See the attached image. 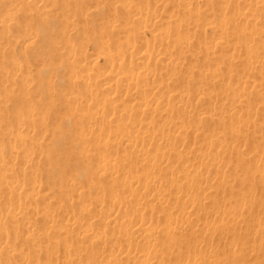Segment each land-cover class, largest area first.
Returning a JSON list of instances; mask_svg holds the SVG:
<instances>
[{
    "label": "rangeland",
    "instance_id": "1",
    "mask_svg": "<svg viewBox=\"0 0 264 264\" xmlns=\"http://www.w3.org/2000/svg\"><path fill=\"white\" fill-rule=\"evenodd\" d=\"M132 1L133 0H131L130 5H133V6H136V7H140V8H144L145 7L144 9H142V10H144V12L149 10V9L148 10L146 9V5H145L147 0H145V1L134 0L133 2ZM148 1H150V5H149V3H148V5H149V8L151 7V9H152L151 11H154V8H155L156 13L159 12V15H160L159 18L160 19L158 18V20H156V21L159 22V21H161L162 18H166V17H169V16H170L169 17L170 19L172 18L171 20L169 19L170 21L168 20L167 22L165 21V19L164 20L162 19L161 24L158 23V26H161V28L159 27L158 30L154 29L155 31L160 32L159 34H164V31L169 33L168 34L169 38L172 37V40H174V39H182L185 36H187V38H189L192 35L191 38H190L191 42H192V48L193 49H200L198 51H201V54L198 55V56H196V54H197L196 52L192 51L193 49L191 51L193 53H196L195 56L193 55L192 52H190V50L183 51L182 55L185 57V61H183L182 64L184 66L182 65V67H181V69H179V71H178V69L175 71L176 73L179 72L178 74L173 73V72L171 73L172 75L174 74L173 77H172L173 79H175V76L177 75V77H176L177 79H175L176 81L175 80L172 81L171 79L169 81V84H170L169 87H170V89L172 91L175 89L174 86H176V89L179 92H182L183 90L185 92H187L186 90L188 89L189 90L188 92L190 94H193V92L195 90H197V88L198 89L201 88L203 91H205V95H204L205 99L203 97L200 101H195L194 105L191 106V107H193L192 110L194 111L195 114H200V113L204 114L205 112L208 113V114H211L213 112L216 113L218 109L230 107L229 104L231 105L232 97H231V95H227L228 93H226L224 91L223 86H226V87L228 86V87H230L232 89H236V91H239L238 88H240L241 92L244 91L245 93L246 92L249 93V95H248V93H246L247 94L246 97L248 98L247 100H244L243 102H241L240 105L238 103H235L237 105V106L235 105V107H237L236 108L237 112L235 114L236 117L234 116V118H233V116H232V117H230L231 119L229 118V121L226 122V120L228 118L225 120V117H227V116L226 115H224V116L222 115V120L214 119V120H212V122L209 121L208 124H206L207 125L206 129L204 130L205 133L206 132L208 133V135H205L204 133H202V131L200 132L201 135H203V137L205 136L204 138L202 137L204 140H202L200 138L201 136H200V133L198 132L199 135H198V133H196L198 136L197 135H193L191 140H190L191 136L189 138H186L185 139V141L187 140L186 143L188 142V145L190 144L191 147H192L193 144L196 145V147H194V148H197L199 146L198 148H202L203 147V148L207 149L208 148L207 146H208L209 142H213V137H214V141L215 140L216 141L217 140L223 141V142H225V143L222 142L223 145L225 144V145H228V146L229 145L230 146L237 145V142H236L237 140L236 139H240V141H243L246 138L245 141H244V144L241 143V142L239 143V141H238V146L240 147V150L242 152L243 151H244V153H245V151L248 152V156L245 157V159L247 161H249L248 159H249V157H251L250 155H252V156L255 155V153H254L255 148H256V150L258 149V151L261 149V151L264 152V98H263L264 97L263 96V94H264V28H263V26H264V6L261 7L259 5L260 8H263V9L261 10L260 8H258V10H259V11L257 10L258 14L260 12L261 13L259 14L260 17L256 16V18H255L256 20H253L251 18L244 19L243 17H240L239 19L237 18V20H236V17H235L234 14H237V12L239 10H241V12H246L248 10L247 6H249L250 4L255 5V3L257 1H259V0H208V3L206 2L207 0H190V2L193 3V5H189L186 8L183 7L186 10L181 8V6L184 5V4H187V3H185V1H187V0H185V1L184 0H161L163 4L165 2H167V4L165 3L163 5L165 7V8H163L164 10L163 9H159V10L157 9V7H158L157 5H159L161 3L160 0H158V1H160L159 4H155L157 0H154L155 3H152V2H154L153 0H148ZM163 1H165V2H163ZM196 1H198L199 3L196 2ZM217 1H218V3H217ZM251 1H253V2H251ZM64 2H66V1H64ZM64 2L62 0H4V1L0 0V18H4V17L5 18L6 17L10 18V15H11V19L13 20L11 22V24L8 26L9 28L0 29V45L3 46L4 44H6V45H4L5 46V48H4L5 50L3 52H0V54L2 53L0 55V100L2 99V95H4V93H3L4 90H5L4 91L5 94H6V90L7 91L10 90V91L13 92V94H10L11 92L8 91L7 94H6L7 96L4 95L3 100L5 98L4 102H6L7 106H4L3 108L0 107V129L2 130V128H4L2 130L3 132L1 131L2 134H0V154L2 152V154L7 158V160H4V161H6L5 165L7 167L9 166L8 168H11L12 165H13L12 169L15 168L14 169L15 171L12 170L13 173H11L9 175L8 172L5 171L6 169H8L5 166V169H3L4 172H2V171L0 172V183H2V179H4V178L8 182V183H6L8 185L10 184V181L12 180L11 181L12 183L10 184L12 186L14 185V182H15L14 180L17 181L19 178H20V181H24L25 183H29L28 181L34 180V178H35V180H38V179L40 180V183H39L40 187H37V191H36V188L31 190L32 193H34L35 191L37 192V193L36 192L34 193L35 195L34 194L32 195V193H30V191H29L30 189H28V188H27L26 192L19 193V191H21V189H18V192H17V190L13 191L12 192L13 195L11 194L10 190H7V193H9L7 195V193L5 192L6 189L4 187H0V191H2V192H0V232L3 229L6 230V231H8V229L11 230L10 231L11 240L9 238V241L14 242V239H15V242H14V245L9 248V251L10 252H15L16 251L15 253L18 254V255L22 254L23 250L25 251L27 249V245L30 244L29 241L31 239L30 238H28V239L24 238L26 235H22V234H19V238H18V235H17L18 232L15 234V231H14V228L16 227V225H19V227L18 226L16 227L17 229L18 228H20V229L24 228L25 224H27L26 227L27 226L28 227L29 226L30 227L33 226L32 228L33 229L35 228L34 232H37V234L35 233L36 234L35 239H41V238L48 237V240L45 241V239H44V241H42L41 245L39 246L40 248L38 247V250L36 249L37 251L31 252V253H30V251L28 252L29 255L30 254L34 255V259L36 261V264H41V263L42 264H53V262H52L53 260H50L48 255H47L48 257L46 259H44V258L41 259V256H44V253H47V254L49 252L52 253V250H49L50 249V244L53 242V239H52V237L50 235V234H52V232H54L53 235H52L54 237V241H58L59 243H62L61 240H60V237H61V234L63 233V230H64V228L66 226L65 223L67 222V219L71 220V219L75 218L71 222L72 223H77L78 225L79 224L81 225V224L85 223L86 221H88V220H85V219H87L86 216H89L88 219L90 218L89 220H91V219L93 220V221L91 220L92 224H93V227H94L93 229L96 228L95 230H97V229L99 230L100 229V231H103V236L107 235L109 231H117V230L108 229L107 226H106V221L104 220L105 217L103 218L101 216L102 215L104 216V210L106 209L105 207H108V206L111 205L110 201L113 200L114 196L120 194L121 193L120 191L125 192L124 190L125 189L127 190V186H128V184H126L125 181H123V180L120 181V180L115 178V181H114L113 177H112L113 178V180H112V178H110L111 176L105 175V176H102V177H99V178L96 177V176L94 177L95 171L96 172L98 171V169H97L98 168V164L96 163L97 161L94 160V158H92V157L86 158V157H84V154H82L83 152H86V150H85L86 146L90 150H91V148L93 150L94 149L97 150L96 144H98L99 142H96V140L92 136H91L92 140H91V137L89 135H88L89 138L85 137V139L81 136L82 134L85 133L84 131H86L87 129L91 128L89 126L93 125V121L91 123L90 122L87 123L85 121H81L80 122V126L82 128L80 126H78V125L74 126L73 125L74 121H75L74 119H76V121L78 120L77 118H75V114L77 115V113H75V111H77V110H75V108L78 107V106L77 105L71 106V108H73V109H70L69 108L70 106H68L69 104L65 103L67 101V98H71L70 94H72V92L79 91V90L80 91H82V90L86 91L85 87L83 88V85H82L81 82H78L80 84H77L76 82H75L76 84H74V82L72 80L70 81V77L71 76L69 77V75H71V72L74 70V68H73V70H71L74 65H75L74 67H76L77 70H80V65L81 64L83 65V62H82L81 58L78 57L76 59V61H77L76 62L75 60H73V58L69 59L67 53H68V49H70L69 47H71V49L77 50L76 52H79V53L82 50L81 52H83V55H84V56L83 55L82 56L84 57V59H87L86 60V64L88 62L91 63L92 61L97 62V65L99 66L97 68V70L98 69L100 70L99 71L100 74L95 70V73L96 74L98 73L97 77L98 76L101 77L102 72L105 71V72H103V76L101 78H98L99 82H97V84H96L97 87L95 86V88L92 89L93 92H94V90H96L95 91L96 95L100 96V94H101L102 96H100L99 98H102L101 101H104L106 99V97H105V94L103 93L101 88L104 87L103 83H106V82L109 83L112 79L110 77V78H107L105 81H103L105 75L108 72L107 70H109V67L106 66V64L104 63V60H103V53L104 52H102V51H104V49H103V46H102V44H103L102 41L104 42V40H106L108 42V45H109L110 48L113 47L114 45L115 46L113 48H115L116 45L118 46L119 44H124L125 43V40L122 41L121 38L117 39L118 38L117 36H116V38H114L115 34L113 35L109 31L110 30V26L112 25L111 22L113 23V20H114V19H112L110 17V14L112 13L111 10L113 9V12L115 11L114 13H116V11H117V13H119V15H121V13H122L121 20H126L128 18V20L130 22L128 24L131 26V28H133L132 38H134L133 37V33H134V36L137 34V32H136L137 29L135 28L137 26V24L136 25L132 24V22L134 21V17L130 13H128V16H126V19H124V18L122 19V17L124 16L123 14H125V13L118 12V10L119 11L120 10L123 11L122 10V6H123L122 2H125V0H119V1L118 0H83V1L82 0H67V4H65ZM171 2L173 4H171ZM194 2H196V3H194ZM220 3H221V5H218ZM14 4L16 6H14ZM40 4L45 5L46 8L39 11L37 8L39 7ZM153 4L156 5V6H154ZM169 4H171V6ZM175 4H176V7H177L178 10L176 9V7H174L175 9H173V6ZM180 4H181V6H180ZM160 5H162V4H160ZM167 5H169L171 8L169 6H168L169 8H166ZM195 5H197V7ZM64 6H66V8ZM16 8H18V9H16ZM83 8L85 10H87V11H85ZM190 8H192V9L190 10ZM10 10L11 11L13 10L16 13L13 12V15H12L10 13L11 12ZM108 10H109V12H108ZM165 10H166V13L163 12ZM161 11H162V13H161ZM170 11H171V13L174 12L175 14H177V17L174 18L175 14H174V16H172L173 14H171ZM175 11H177V13ZM181 11H187L188 12L187 15L191 18V20L193 19V21H191L190 18L186 19L187 20L186 24L189 23L187 25V26H189V29L187 28V26L185 28H183L186 24H184L185 19L182 18ZM191 11H193V12L191 13ZM107 12H108L109 15L107 14ZM196 13L198 15V16L197 15L196 16L199 19L201 18L202 22L198 21L199 19L196 16H194ZM163 14H164V16H162ZM89 15H90V17H89ZM179 16H180L182 21L184 20L183 23L179 19ZM193 16H194L195 19L193 18ZM225 17L228 18L227 21L230 19V21L227 22V27L228 28H232L234 26H237L238 28L236 30L230 32L229 34L225 35V37L224 36H222V37H223V39L225 38L226 41L231 43V45H233V47H235V48L238 47V49L240 48V50L238 51V49H237L236 53L234 51H232V50H230L231 52H228L229 50H226V49L220 47V48H218V50L216 51L217 53L214 56L212 54L209 55L210 53H206V55H205V53L202 54V52L204 51L205 47H208L207 46L208 43L212 42L211 39H212V36H213L212 35L213 31L215 30V31L219 32L220 31L219 28L221 27L220 25L222 23H224V22L226 23V21H225L226 19L223 20ZM110 18L112 19L111 22H110V20H111ZM232 18H233V20H232ZM204 19H205V21H207L206 24H204ZM261 19H262V21H261ZM176 20L180 21V23L177 22L175 24V22H173V21H176ZM69 21H70V25L74 28V30H72L73 28H71V26L69 25ZM109 22H110V24H109ZM122 22L123 21H121V24L124 23V22L123 23ZM168 22H169L170 25H166V24H168ZM191 22H193V23H191ZM66 23H68V24H66ZM178 23L181 25L180 26V31L181 32L179 31V29H177V27L179 26ZM164 24L166 25L165 27H164ZM177 24H178V26L176 27V30H175L174 27ZM192 24L195 25L196 27L195 28H194V26L192 27ZM68 25L70 26V28H69ZM173 25H174V27H172ZM106 26H107L106 29L109 32L104 29ZM158 26H156V27H158ZM168 26H170L169 29H168ZM190 26L194 30H192ZM139 27H137V28H139ZM165 28H166L167 31L164 30ZM261 28H263V29H261ZM173 29L175 31L178 30V33L175 32ZM182 29L186 30V31L182 32L183 31ZM188 30L189 31L191 30V32H189ZM261 30H263V31L261 32ZM64 31L65 32L68 31V33H69L68 35H70L68 38H70V39H68V40L64 39V36H62ZM242 31L245 32L244 36L240 35V32H242ZM187 32H189V33H187ZM246 32H249V33H246ZM256 32L257 33L259 32L258 35H257ZM2 33H3V35H2ZM144 33L146 34L145 35V40L147 41V43H149V45H150L149 49H151V46H152V43H151L152 35L147 30H145ZM172 33H174L175 35L179 34V36L177 35V36L174 37L173 36L174 34H172ZM194 33L195 34H198V33L200 34V36L199 35L195 36L196 38L198 36V39L193 37ZM180 35L182 36V38H181ZM1 36H2V38H1ZM245 36H247L246 38L249 37L248 41L250 43L248 41H246L247 39L245 38ZM7 37H9V38H7ZM135 38L136 39L135 40L133 39V41L136 43L135 45L139 46L140 44H139V41L137 39V36H135ZM195 40H197V41H195ZM106 41H105V43L107 44ZM114 41H116V42L114 43ZM196 42L200 46H198L196 44L195 48H194L193 44H195ZM54 44H55V46H54ZM211 44L213 45V42L210 43L209 45H211ZM52 46H54V47H52ZM253 46H254L255 49L253 48ZM155 47H157L155 50L159 51V53L162 50H166L167 51V49H168L166 47H163V48H160L159 46H155ZM113 48H111V50H113V52L110 51L111 54L112 53L114 54L115 50ZM246 48H248L249 50H250V48H252V50H254V51L257 49V51L259 52V63L258 64H256V65L254 64V61H253L254 59L253 60L252 59L251 60L248 59L249 64L247 63V61H245L246 58H249L246 55V50L247 51H249V50L246 49ZM145 49L146 48H144V50ZM176 49L177 48H175L174 50H172V49L169 50L168 49L169 51H167V52L171 53L172 60H174L173 56L175 54L177 55V56H174L176 58L177 57L180 58L182 56L181 54L178 55L180 52H178L179 50L177 49L178 50L177 51ZM171 50H172V52H171ZM260 51L263 54H261ZM173 52H175L174 55H173ZM187 52H190V53H187ZM232 54H237V55L239 54V60H237L236 61L237 64H235L236 66L234 65V66L230 67L227 64H224L225 62H221L220 61V57H222V56L223 57L224 56H230ZM66 55L68 57V60L66 58ZM187 56H189V57H187ZM194 60H196L198 63L196 61H194ZM188 61H190L193 64V68H194V65H195L196 72H197V69L199 71V70H201L202 67L204 68V69L202 68V70L204 71V72L201 71L202 74L207 72L206 69H208V70L209 69H219L220 74L222 76H224L225 78L223 80L219 81V84H217V85L212 84V86H211L210 82H209V84H207L206 82H205V84H204V82L201 83V81H202L201 78H199L197 76V74L199 75V72H197L195 74L194 73L195 70H191L192 64L188 63L189 65L191 64L190 65L191 67H187L186 62H188ZM13 62H14V64H13ZM80 62H82V63H80ZM251 62H253V63H251ZM244 63H245V65H244ZM157 65L159 66V68H158V66H156L155 67L156 69L153 68L152 70H157L158 71V76H159L158 79L159 80L161 79V81H165L167 79V76H164V78L166 77L165 80H164L162 74H165V75L167 74V72H166L167 68L163 69V67L165 65L163 66L160 63L157 64ZM249 65L252 68L253 67L256 68L257 70L252 72L251 71L252 68L250 69ZM161 66H162V68H161ZM245 66H246V68H245ZM186 67H187V69H186ZM101 68H103V70H101ZM231 69H233V70H231ZM247 69H249V70H247ZM77 70L75 69L74 71H77ZM186 70H189L188 71L189 73L192 71L190 77L187 75L189 73L186 72ZM159 71H160V73H159ZM184 71H185V73H184ZM257 71H259V73ZM181 74H185L183 76H187V78H188L187 79L186 77H184V78L187 79L184 82L185 84L183 83L182 79H180V77L182 76ZM225 74H227V75H225ZM201 77H202V75H201ZM102 78H103L102 83H100ZM29 79L34 81V83H33V81L31 82L34 85L29 86V84H31V83H29L30 82ZM5 80L7 81L6 84H5V82H6ZM12 80L14 81V85H13V81ZM26 80H27L28 83H26ZM179 80L182 83H180ZM3 81H5V82L3 83ZM11 81H12V84H11ZM67 81H70L71 86L66 84V83H69ZM190 81H192L193 83H190ZM21 82H22V84H21ZM23 82L28 84V85L24 84L27 87L23 85ZM199 82H200V84H199ZM246 82H251L252 86H253V84H254V86L256 85L255 87H257V85L259 86V87H257L258 90L255 91L256 93H254V91H253L254 89H252L251 87H248V86L247 87L249 89L246 87V89L243 90V88H245V83ZM9 84H11L12 88L10 87ZM72 84H74V85H72ZM187 84H189V85H187ZM201 84H202V86H201ZM6 85H8V86H6ZM48 85H51L52 88H51V86L49 87ZM98 85H102V87H100ZM179 85H181V86L179 87ZM46 86H48L50 88L49 89L47 87L49 90L52 89V91H53V89H54L52 94L50 93V91L48 92L47 88L45 89ZM172 86L174 87V89L172 88ZM7 87H9V88L7 89ZM42 87H44L43 89L46 90L45 92H44V90H42ZM148 88H150V87H148ZM100 89H101V92H100ZM97 92L100 93V94H98ZM133 92H134V90H132V94H133ZM257 92H258V94H257ZM82 93H83V91H82ZM148 93H149V95L147 97H149V96L152 97V95L150 94L149 91H148ZM24 94H27L28 97H26ZM220 94H221V97H220ZM50 95H52L54 97L52 98V96H50ZM62 95H65L66 99H65V96H62ZM133 95L134 96L136 95L135 97L138 96L137 98H140V97L144 98V96H146L147 93L146 94H141V92H139L137 90V91L134 92ZM61 96L63 97V99H60ZM22 97L25 98V99H23ZM48 97H49V101H50V98H52V100H55L56 102H53L52 100L50 102L49 101L47 102V98ZM216 97H218V98L219 97L220 98L224 97L223 98L224 100L219 98L220 100L217 102V100H215ZM99 98H97V100ZM213 98L215 100L214 102H212ZM261 100H262V103H261ZM220 101H222V102H220ZM98 102H100V101H98ZM49 103H50V105H49ZM100 103L102 104L103 102H100ZM51 104H52V106H51ZM170 105L174 106L175 104H174V102H170ZM8 106H9V108H8ZM86 106H87V108H86ZM86 106H85L86 109L84 110V113L93 114L94 111L92 109H90L91 105L88 103ZM91 108H93V107H91ZM33 109L40 113L41 116H39V117H38L39 113H37V117L38 118H40V117L42 118L44 116L47 120L43 117L44 121L41 124H37L35 122V125L34 126L32 125L31 128H27V127L24 128V127L20 126L21 124H19V122L15 119V117H14L15 115L14 114L16 112L19 113V111H20L23 116H26V113L29 110L31 112L32 111L34 112ZM67 109H70L69 110L70 112ZM87 109H88L89 112L87 111ZM93 109H95V108H93ZM3 110H8V111H5L6 113H3L4 112ZM195 110H197L199 113H196L197 111H195ZM90 111H91V113H90ZM34 113H36V112H34ZM59 115H61V118H60ZM62 115L65 116L66 118H64ZM58 118H59V121H58ZM71 120H73V121H71ZM69 121L71 122V125H68ZM45 123L47 124V126H46ZM78 123H79V121H78ZM189 123H191L190 126L192 127L193 126V122H189ZM189 123H187L188 124L187 127L191 128L189 126ZM223 124H224L225 128L223 127ZM227 124L229 125V129H230V124H231L232 127H235V128L237 127V129L241 130L242 132L239 131V134H240L239 136L240 137L238 136V137H235L236 139L235 138L233 139V137H234L232 135L233 131H231V136H229L230 135L229 134L230 131L228 132V125ZM36 125L38 127H36ZM69 126H72V127H69ZM243 126H245V127H243ZM35 127H36V129L34 131L32 128H35ZM39 127L41 128L40 129L41 132L44 131L46 127L47 128H46L45 131L49 130V131L45 132V134H43V132H42L43 136H45L46 138H44V139L41 138L40 139L41 135L40 136L39 135L36 136V134H38V133L40 134L41 133L39 131ZM79 127L81 128L80 132L82 133L80 135H79ZM20 128H21V130H20ZM103 128H104L103 130L105 131V129L108 128V127L107 126L105 127L103 125ZM77 129H78V132L76 131ZM207 129L212 131V132L214 131L215 132V133L213 132L214 135L217 134L218 130L220 129L219 132H221V133L217 134L219 139L217 138V136L216 137L213 136V135L211 136L210 135L211 132H208ZM221 129L222 130L225 129V131H222ZM4 130H6L7 132L5 131V133H4ZM17 130H19V132ZM27 130L29 132V135L31 134L32 136L34 134V133H32V131L36 132L34 137L35 138L37 137V140L34 137L31 138V140H29V141H32V142H30V143H32V145L29 143V141H24L23 140V143H25V146H27L28 144L30 145V146L28 145V147H30V148L27 147V149H26V147H24V144L22 145V143H21L22 141L21 140L17 141V140H19V138L16 137L17 136L16 132L20 133V131H23V133H24ZM216 130H217V133H216ZM37 131H38V133H37ZM74 131L77 132L78 134L77 133L74 134ZM28 132L26 134H28ZM49 132H53V133L50 134L51 137H50V135L48 136ZM107 133H109V132H107ZM243 133L246 134V135H243ZM3 134H4V137H3ZM13 134H14V137H13ZM241 135L244 136V138ZM79 136H81L80 139L78 138ZM104 136H105V132H103V137ZM210 136L212 137V139L211 138L209 139ZM247 137H248V139H247ZM9 138H11V139H9ZM38 138H39V140H38ZM205 138L207 140H205ZM241 138L243 140H241ZM32 139H35L37 142H34V140H32ZM81 139H83V140H81ZM12 140H15L16 144H14V142L13 143L10 142ZM189 140L191 142H189ZM17 142H18V144H17ZM27 142H28V144H27ZM33 142H34V144H37V145H34ZM87 142H88V145H87ZM172 143H173L172 146L175 147L176 141L173 140ZM79 144H82L83 146H80ZM11 145L12 146L15 145L13 147H17V150H16V148H12L11 149ZM20 145H22L23 148L19 149V147H21ZM31 146H32V148L38 147V148H40V150H38V152H37V149L36 150L33 149L34 151L32 152V151H30L32 149ZM77 146L80 147V148H78ZM113 146L114 145H112L109 150L107 148V151L105 150L106 148L103 149L102 147H100L102 150L99 149V151L103 152V150H104V152H107L106 153L107 157L108 158L112 157L111 160H113V158H116L115 156L118 153L117 150H115L116 153H115V151H113L114 148H115ZM176 146H177V149H179V150L183 149V148H181L182 145L179 144V142H178V144H176ZM190 146H188V148H190ZM83 147H85V148L82 150ZM112 147H113V149H112ZM252 148H254V151L252 150ZM22 149L24 151L26 150L27 152L26 151L24 152ZM28 149L31 152V156H32L33 153L37 154L36 156H38V153L40 152V155H39L40 156V160H38L39 157H38V159H37V157H35L38 161H36V159L33 160L34 159V157H33L34 154H33L32 157L30 156L31 158L29 160L28 155L30 153L28 152ZM88 149H87V151H90ZM248 149L252 150V152L249 153V151H247ZM12 150H13V152L15 151L14 154H12L14 156L15 160H14V162L11 161V164H12L11 165L10 164V158H11ZM16 151H19V152H16ZM35 151H36V153H35ZM108 151H109V153H108ZM20 152H22V156L25 155L24 157H26V161L23 160L25 158L24 157L22 158ZM110 152H112V154ZM258 153H261V152L259 151ZM42 154H43V156H42ZM113 154H114V157H113ZM120 154H122V153L120 152ZM18 155H19V160H20V157L22 158L21 161H19L17 159ZM118 156H119V154H118ZM263 156H264V153L263 154H259V156L257 157V158H259L258 160H260V162L263 160L261 163H264V157ZM5 157H4V159H5ZM236 158H237V156L235 154H232L230 159H231V161L235 162ZM11 159L13 160V158H11ZM27 159H28V161H27ZM21 162L25 163V164L27 163V167H29L31 165V163L33 165L30 166L31 168L28 169L26 167V165L23 164L24 166L22 168V165H20ZM28 162L30 164H28ZM131 162H133V161H131ZM196 162L197 161H195V163ZM132 164L133 163H129V165H130L129 168L127 166L125 167V172L127 171L126 168H128L129 170L130 169L132 170L133 167L135 166V168L133 169V172L136 171L135 173H137V175H143V171H142V170H144L143 167L137 166L135 164H133L134 166L132 167ZM34 165H36L38 167V168H35L36 167L35 166L34 167L35 170H34V168L32 169V167ZM93 166H94V169H95L94 170V175H93V170H92ZM95 166H97V168H95ZM141 168H142V170L139 171V169H141ZM240 168H241V171L239 170L240 171V175H241V177H243L242 176V172L244 171V173H246L245 172L246 166H243V167L241 166ZM252 168H253V163H252ZM30 169L34 170L36 174L33 173L32 171H30ZM123 169H124V167H123ZM145 170H148V169L145 168ZM225 170H226V168H225ZM225 170H221L220 173L225 172ZM258 171H259V169H258ZM262 171L263 170L260 168V173ZM2 173H4V174H2ZM30 173L34 174V175H31ZM122 173H124V170L122 171ZM220 173L218 172V174H220ZM7 174H8V176H7ZM35 175H37V176H35ZM262 175H264V174H262ZM114 177H116V176H114ZM260 178H259V180H260ZM21 179H23V180H21ZM90 179H92V180H90ZM96 179L97 180L100 179V180L97 181ZM5 180H3V182H5ZM262 181H263V184H264V176H263V180ZM262 181L260 180V184H259V181H255V182L250 181L251 183H248V182H244V181L240 180V181H237V182L233 183L232 185H230L228 187H227V185H226V187L224 185H218L217 186V190L220 192L221 189H222V191H221L222 194L219 197L220 200H217L218 198H215L213 200H208L209 202L211 201V203H212V204L210 203L212 205L211 207L218 208V204H219V208L221 210H223V209L226 208V205H227V206H229V208L231 207L232 209L231 208L230 209L232 211L236 212L238 214V216H240V217L237 218L236 224L234 223V221L233 222L230 221L227 224V227L225 228L223 233H221V232L216 233L213 236L209 237V240H206L207 238H202V237H199L200 239L198 240L197 236H196L195 238H193L194 240L195 239L197 240V243L195 241V245H194L193 244L194 243L193 239L192 240H191V238H190V240L186 239L185 240V244L183 245V249H184L183 256H185V257H183L181 254L178 255V256L177 255H173L172 254L173 252H179V248H178L179 246L178 245L177 246H170L167 243V240H166L165 237H161L159 240L154 241L153 242L154 246H159L161 252L163 253L162 257H166V259L169 260V264H191L189 262V260L186 259L187 258V255L185 254L186 252H190L193 255H195V254L201 255L202 254L207 259L211 258L215 263H219V264H264V242H263V246H262V244H261L262 241L259 242L260 240L256 239V238H258L256 236V230L253 229L255 227V224H256L253 221H255L257 218L261 219V218L264 217L263 216L264 215V191H263L264 190V185L262 184ZM94 182H95V184H93ZM114 182H116V184ZM122 182H124V183H122ZM76 183H79L80 186H83V188L87 187L88 190L84 189L85 190L84 191V190H82L83 188L80 187L81 188L80 189L79 186L77 188L76 187L77 186ZM73 184H76V185H73ZM112 184H113V186H116L118 188V190H117L116 187H115L117 192H115L116 190H113L114 188H113ZM122 184H124V185L121 186ZM91 185H95V186L91 187ZM105 185H106L107 189L109 188L108 190L106 189ZM118 185H120L121 187L118 186ZM100 186L102 188H100ZM223 186H224L225 189L223 188ZM231 186H232V188L234 187V189H236V191H234V189L231 190L232 188H229ZM95 187H97L96 191H94ZM6 188L12 189L11 187H6ZM103 188H105V190ZM228 188H229V191H233L232 193L235 196L231 195L230 194L231 192L230 193L227 192ZM39 189H41V192H40L41 194H39V191H40ZM72 189L73 190L76 189L77 191L75 192ZM78 189H80L79 192H78ZM98 189L102 191V193H100V191H99V195L98 196H99V198L101 197L103 201L105 200V202H103V204H105V207H104V205L102 206L101 203H98L97 202L98 198H97V196L95 197V192H98ZM25 190H26V188H25ZM25 190L23 189V191H25ZM33 190H35V191H33ZM106 190L107 191L110 190L111 192L113 190V192H112V196L113 197H111L109 195V197H111V199H109ZM86 191H89V194H88L89 196L87 195V193H85ZM237 191H238V194H239V191L240 192L242 191L243 193L252 192L250 194H252L253 196L249 195L250 197H248L247 195H244L243 193L239 194L240 195L239 196V195L236 194ZM53 192L55 194H57V193L60 194V196L59 195H54L53 196V194H52ZM234 192H236V193H234ZM23 193H25V195H26V196L24 195V198H23ZM114 193L116 195H114ZM1 194L3 196L7 195L8 199H7V197H5V199H6L5 200L4 197ZM51 194H52V196H51ZM84 194H86V195H84ZM100 194H102V195H100ZM183 194H185V193H183ZM229 194H230V196H227ZM262 194H263V198L261 196ZM9 195H10V197H9ZM16 195L18 197H16ZM48 195L51 196V197H49ZM105 195L107 197H105ZM137 195H138L139 198H141V196H140L141 194L137 193ZM137 195L135 194V196H137ZM222 195L223 196L225 195V196L222 197ZM241 195H244V199H242V200H241V198H242ZM14 197H16V198H14ZM39 197H40V200H42V199L44 200V198L46 197L45 200L48 201L47 208H45L46 207V201L45 200H44V202L40 201ZM47 197H49L50 199L48 200ZM93 197H95V199H93ZM245 197H247L249 199H247ZM20 198H22V199L20 200ZM226 198L228 200H226ZM261 199H263V200H261ZM144 200L146 201V199H144ZM33 201H35V202H33ZM142 201L143 200H141V203H142ZM208 201H205V202L209 203ZM255 201L258 202V205L260 206V208H259V206L257 207L256 205L255 206L257 208L256 209L254 208V204H256ZM95 202L97 204H100V205H97L98 208H95V207H97ZM18 203L19 204L23 203L24 204L23 206H25V204L27 205L29 203V206H31V207H29L28 205L25 206L26 209L29 207L26 211H29V209L31 208L30 211H29L30 214H31L32 213V209H33V213L34 214H32L30 216L32 217V216L35 215L36 218L34 216V219H35L36 222L34 221L33 217L30 218L29 216H28V218L26 217L23 220H26V219L29 220V218H30L31 222L29 223L30 220L29 221L26 220L27 222L26 221L23 222V223H25V224H23V226L21 225V222H20V221H23L22 219H17L15 222L12 221L14 219V217H13L14 215L11 213V211L13 210L15 205H19ZM56 203H58V204H56ZM241 203H242V205L243 204L247 205V208H243ZM222 204H223V206H222ZM250 204L253 205L252 206V208H254L253 210H252ZM50 205H52V206H50ZM93 205L95 207H93ZM187 205H188V203H187ZM34 206H35V208H34ZM85 206H87V207H85ZM80 207H82V208H80ZM102 207H104L105 209L103 210ZM146 207H148V205H146ZM241 207H242V209H241ZM248 207H249V209H248ZM65 208L66 209L68 208V210H69L68 217L66 215L67 218L65 217V211H66ZM85 208L87 209V211H88V213L90 215H86L87 211L85 213H82V211ZM88 208H89V210H88ZM41 209H42V213L44 212L43 214L41 213ZM48 209H50L49 210V211H51L50 213L48 212ZM52 209H53L54 212L52 211ZM55 209L60 210V212L55 210ZM150 209L151 208L149 206L148 210H150ZM261 209H262V211H261ZM34 210H35V212H37V214L34 212ZM245 210H247V211H245ZM63 212H64V217H65L64 219L61 218V217H63V214H61ZM79 212H81V214ZM9 213H10V215L8 216ZM46 213H48V215L43 217V215H45ZM70 213H72V214H70ZM77 213H78V215L80 214L79 218H78ZM154 213L155 214L153 215V220H152L151 225H150L151 232H153V228L155 227L156 223H162V219H164V217L166 216V212H164V211L154 212ZM200 214L201 215L199 217H197L195 220L191 221V224L197 226L198 228H202V227H205V226H207L208 224L211 223V221L213 219V216H211L209 213L207 214V213H204V212H200ZM55 215H57V217L59 218V221H60L59 224L63 223L62 224V230H61V228H59V230L62 231V232H60L61 233L60 237H59V230L58 229H55V231H51V228H50L51 225H53L52 224L53 221L55 222L56 225L58 224V219L55 220L57 218ZM71 215H72V218L70 217L71 218L70 219L69 216H71ZM73 215L76 216V217H73ZM83 215H84V217H83ZM53 216L55 218L54 220L52 219ZM217 216H218V214H217ZM82 217H83V219L85 221L83 219L80 220ZM40 218H43L44 221H41ZM242 218H244V219L241 220ZM38 219L40 221H38ZM62 219H63V221H62ZM78 219L80 220V222H79ZM50 220H53V221H50ZM82 221H84V222L82 223ZM239 221H240V223L242 221H244V223L242 222L240 224ZM32 222L36 224V227H34L35 225H33ZM40 222H41V224H39ZM50 222H51V224H50ZM44 223H45L46 226H44ZM230 223H232V224H230ZM238 223H239V227H237ZM55 224H54V226H55ZM234 224H235V227L233 226ZM20 225L22 226V228L20 227ZM42 225H43V227H42ZM240 225H241V227H240ZM245 225H246V228L249 229V230H244V229H246L244 227ZM251 225H253V227H251ZM247 226H249V228ZM45 227H46V230L44 231ZM57 227H59V225ZM242 227H244V228H242ZM36 228L38 229L39 232L37 231ZM229 228L231 230L228 231ZM232 228H233V230H232ZM234 228H236L235 231H234ZM226 229H227V231H226ZM252 229L254 230L253 231L254 233L251 232ZM236 230H237V232H236ZM12 231H13L14 234L12 233ZM78 231H80V230L79 229H77V230L75 229L74 233H70V235L68 236L69 238L67 237L68 240H70V237H72L71 240H70V241H72L71 243L67 242V238L63 234H62V237L64 238V240L62 239V241L63 242L66 241L69 245L72 244V245H70L71 247H74V246L76 247L77 245H75V243L78 242L77 238L79 236V232ZM246 231H248L249 233L246 232ZM56 232H57L58 237L55 234ZM224 232H225V234H224ZM233 232H234V235H232ZM43 233H45V235H43ZM217 234H219V236ZM216 235L218 236V238L220 237L219 239L217 238L219 240V243H221L220 246L218 245L219 243H218V240L216 239V237H217ZM15 237L17 238L18 241H16ZM214 237H215V240L217 241L216 243H218V244L212 242V240L215 242ZM49 238H51V239H49ZM210 238H211V240H210ZM23 239L24 240L27 239L26 242ZM2 240H4V239H2L0 237V247L1 246L8 247L7 244L5 243V240L4 241H2ZM130 240L131 239H128L125 236L121 235L119 241H120V243L124 244L125 241L129 242ZM239 241H241L240 245H239ZM16 243H17V245H16ZM25 243H27V244H25ZM18 244H20V245H18ZM246 244H248V246ZM69 245H67V246H69ZM260 245H261V249H260ZM238 246H239V248H238ZM252 246H254V249H253ZM256 246H257V248H256ZM46 247H47V250H49V252L46 250ZM220 247H222V248H220ZM250 247H252L253 251L250 250L251 249ZM228 248L230 249V251H229ZM258 248H259V252L257 253V251H258L257 249ZM107 250L108 249H104L102 247L101 252H103V253L108 252V254H109V250L108 251ZM143 250H144V248H140L139 249V251H143ZM244 250H245V252H244ZM260 250H261V252H260ZM43 251H45V252L43 253ZM232 251H233V253H232ZM246 251H247V253H246ZM249 251H252V253L249 252ZM36 252H39V253H37V256L39 255L38 256L39 258L38 257L36 258V256H35ZM62 252H64V251L60 250L59 253L56 251V254H59V255L57 257V255L55 254V256H56V258H59L60 260L58 259V262H57V260L55 259L54 260V264H55V262H56V264L57 263L61 264L62 262H64L63 260L66 257L65 256L66 253L64 254ZM242 252H244V253H242ZM262 252H263V256L261 255ZM25 253H27V250H26V252H24V254ZM254 253H257V254H254ZM61 255H62V257H61ZM85 256L82 257L83 260L87 259V258H85ZM41 260H43V262ZM17 262H19V260ZM19 263H16V264H19ZM0 264H5V263H4V261H1ZM20 264H22V263H20ZM23 264H28V263L24 262Z\"/></svg>",
    "mask_w": 264,
    "mask_h": 264
},
{
    "label": "bare ground",
    "instance_id": "2",
    "mask_svg": "<svg viewBox=\"0 0 264 264\" xmlns=\"http://www.w3.org/2000/svg\"><path fill=\"white\" fill-rule=\"evenodd\" d=\"M62 1L63 2L66 1L64 3L67 4V0H62ZM142 1H145V0H142ZM160 1L157 0L156 3H155V1L154 2L151 1V2L155 3V4H159ZM130 2H131V0H125V2H122L123 3V6H122V10L123 11H121V10L119 11L118 10V12H120V13L123 12V13L126 14V15L123 14L124 16L122 17V19L123 18L126 19V16H128V13L133 15V17H134V21L133 22L134 23L132 22V24H134V25L137 24L136 27L134 26L137 29V31L135 30L137 32V34L135 36H137V39H138L140 45L139 44H138L139 46L135 45L136 43L133 41V39L135 40L136 38L134 36V33H133V37L134 38H132L133 28H131V26L128 24V23H130L128 18L126 20H121L122 13H121V15H119V13H117V11H116V13H114L115 11L113 12V9H112L111 10L112 13L110 14V17L112 19H114V20H113V23H112L111 22L112 19L110 18L111 19L110 22H111L112 25L110 26V30L109 31L111 32V34H113V35L115 34L114 38H116V36H117L118 37L117 39L121 38L122 41L125 40V43L124 44H119L118 46L116 45L115 48H113L115 45L113 47H111V48H113L115 50L114 54L113 53L111 54L110 51L113 52V50H111V48L109 47L108 42L106 40H104V42L102 41V43H103L102 46H103V49H104V51H102V52H104L103 53V60H104V63L106 64V66L109 67V70H107L108 72H107L106 75L104 74L105 75L104 80L102 78L100 83H102V80L105 81L107 78L111 77V79H112L109 83L108 82L103 83L104 87H102V85H98V86L102 87L101 89H102L103 93L105 94L106 99L104 101H101L102 98H99V97L102 96V95L100 93H98V92L97 93L100 94V96L96 95V92H95L96 90H94V92L92 90V89L95 88L97 82H99L98 78H101L103 76V72H105V71L102 72L101 77H99V76L97 77V74L100 71L99 69L97 70V68L99 67L97 65V62L92 61L91 63L88 62L86 64V60L87 59H84L83 52H81L82 50L81 51L79 50L80 51V53H79V52H76L77 50L71 49V47H69L70 49H68V53H67L69 59L73 58V60L76 61V59L79 57V58H81V60L83 62V65L81 64L82 66L79 64L80 65V70H77V68L74 67L75 65L72 67L71 70H73V68H74V70L76 69L77 71L73 70L71 72V75H69V77L71 76L70 77V81L72 80L74 82V84H76V83L80 84L78 82H81L82 85H83V88L85 87L86 91L82 90L83 93L80 90L79 91H74V92L71 91L72 92V94H70L71 98H67L68 102L64 101L65 103L69 104L68 106H70L69 107L70 109H73V108H71V106H75V105L78 106L76 108L74 107L75 110H77V111H75V113H77V115L75 114V118L78 119L77 121H76V119H74L75 120L74 124H73L74 126H77V125L80 126V122L81 121H85L87 123H89V122L91 123L93 121V125L91 124L93 127L89 126L91 128L88 127L89 129L84 131L85 132L84 134H82L80 132V129L82 128L80 126L81 128L79 127V135L82 134L81 136L84 139H85V137L87 138L88 135L90 137L92 136L96 140V142H99L98 144H96L97 150H95V149L93 150L92 148L90 150V149L87 148V146H86V148L85 147L82 148V150L84 148L86 150V152L82 153V154H84V157H86V158L92 157V158H94V160L97 161L96 163L98 164V168H97V166H95V168H97L98 171L97 172L95 171V175H94V170H95L94 166H93V169H92L94 177L96 176V177L99 178V177H102V176H105V175L111 176L110 178L113 177L114 181H115V178L120 180V181L123 180L129 186V187L127 186V190L126 189L124 190L125 192L120 191L121 193L120 194L117 193L118 195H116L114 193V195H116V196H114L112 201L109 200L111 202V205L108 206V207H105V204H103V202H105V200L103 201L102 198L101 197L99 198V196H98L99 195V191H100V193H102V191L98 189V192H95V197L97 196V198H98L97 202L101 203L102 206L104 205V207L106 208L105 209L104 207H102L103 210L104 209L105 210H104V216L102 215L101 217H103V218L105 217L104 220L106 221L107 228L110 229V230H117V231H109L107 235L103 236V231H100V229L99 230L98 229L95 230L96 228L93 229L94 228L93 224H92L93 220L92 219H91L92 221L89 220L90 219V218L88 219L89 216H86L87 219H85V220H88V221L83 223L85 221L83 219V217L85 215L84 214L83 217L80 219V220H82V219L84 220V221H82L83 224H81V225L79 224L78 225L77 223H72L71 222L73 219H75V218L71 219L72 218V215H71V216H69V218L71 217L70 218L71 220L67 219V222L65 223L66 226H65L62 234L67 238L70 235V233H74L75 229L76 230L77 229L80 230V231H78L79 232V236L77 238L78 242L75 243V245H77V246L75 247L73 245L75 247L74 248V247L70 246L72 244L69 245L67 243V242H70V243L72 242V241H70L72 237H70V240H68V238H69L68 237L67 238V242L64 241L69 246H67L62 241V239L64 240V238L62 237V234L60 232H62L61 230H62V224L63 223L62 224L60 223L61 224L60 225L59 224L60 221H59V218L57 217V215H55L57 217L56 219L53 216V218H52L53 220L54 219L55 220L58 219V224L56 225L53 220H50V221H53L52 222L53 225H51V227L50 226L49 227L51 228V231H55V229L59 230V228H61V230H59V237H60V234H61L60 240H61L62 243H59L58 241H54V237L52 236L54 232H52V234H50V235H51V237L53 239V242L50 244V249H49V250H52V253H50L49 250H47V247H46V250L49 253L47 254V253H44L45 251H43L44 256H41V259L42 258L46 259L49 256L50 260H53L52 261L53 264H54V260L55 259L58 262L59 258H56L55 254H56V251L59 253L60 250L64 251L62 253H64V254L66 253V255H65L66 257L63 260L64 262H62L61 264H169V260L166 259V257H162L163 253L161 252L159 246H154V244H153L154 241L159 240L161 237H165L166 240H167V243L170 246H177V245L179 246L178 247L179 248V252H173L172 254L173 255H177V256L181 254L183 256V253H184L183 252L184 251L183 245L185 244V240L186 239L190 240V238H191V240H192L193 238H195L197 236L198 240L200 239L199 237L207 238L206 240H209V237L213 236L214 234L219 233V232L223 233V231L227 227V224L230 221H232V222L234 221V223L236 224L237 218L240 217V216H238V214L236 212L231 210L232 209L231 207H230L231 208L230 209L229 206H227V205H226V208L224 207L225 209H223V210H221L219 208V204H218V208L211 207L212 203H211V201L209 202L208 200H213L215 198H218L217 200H220L219 197L222 194L221 193L222 189H221L220 192L217 190V186L218 185H224L225 187L227 185V187H228V186L232 185L233 183H235L237 181H240V180H242L244 182H248V183H251L250 181H252V182L259 181V184H260V180L261 181L263 180V176L264 175H262V174H264V163H261L263 160L260 162V160H258L259 158H257V157L259 156V154H263L264 152L261 151V149H260L259 151L261 153H258L259 151H258V149L256 150V148H255V151H256L255 152L254 148H252V150L254 151L255 155L254 156L250 155L252 158L251 157H249V159L247 158L249 160V161H247L245 159V157L248 156V152H246V151H245V153H244V151L242 152L240 150V147L238 146V141H239V143L241 142V143L244 144V141H245L246 138L244 140L241 138V140H243V141H240V139H236L235 137H238L240 135L239 131L240 132H242V131L237 129V127L236 128L232 127L231 124H230V129H229V125L228 124L230 122L227 124L228 125V132L230 131L229 132V134H230L229 136H231V131H233V133H234V134L232 133V135L234 136L233 139L235 138L237 140L236 141L237 145H235V146L234 145L233 146H230V145L228 146V145H225V144L223 145V143H225V142L220 141V140H217V141L215 140L214 141V137H213V142H209V144L207 146L208 147L207 149L203 148L202 146H201L202 148H198L199 146L197 148H194V147H196V145H194V144H193L194 146L192 145V147H193L192 148L190 146V144L188 145V142L186 143L187 140L185 141V139L189 138L190 136H191L190 137V140H191L193 135H197L196 133H198V132L200 133L201 131L205 135H208V133L207 132L205 133L204 130L206 129V126H207L206 124H208L209 121L212 122V120H214V119L222 120V115L223 116L224 115L227 116V117H225V120L228 118L226 120V122L229 121L230 117L233 116V118H234V116H235V114L237 112V109H236L237 107H235V105H236L235 103H238L240 105L241 102H243L244 100H247L248 98L246 97V95H247L246 93H248V92H246V93L244 91L241 92L240 88H238L239 91H236V89H232V88H230L228 86L227 87L223 86L224 91L226 93H228L227 95H231V97H232L231 105L229 104L230 107L222 108V109H218L217 108L218 110H217L216 113H214V112L211 113L210 112L211 114H208V113L205 112L204 114H202V113L195 114L194 111L192 110L193 107H191V106L194 105L195 101H200L203 97L205 99V96H204L205 95V91H203L201 88L198 89L196 87L197 90H195L194 92L192 91L193 94H190L188 92L189 91L188 89L186 90L187 92H185L184 90H183L184 92L183 91L179 92V91H177L176 86H174L176 90L172 86V88L174 89L173 91L169 87L170 79L172 81L177 79L176 78L177 77L176 74H178L179 72L176 73L175 71L177 69L179 71V69H181V67L183 65L182 62L185 61V57L182 55V52L186 51V50H190V52L194 51V52L197 53L196 54V53L192 52L194 56H195V54H196V56L201 54V51H198L200 49H193L192 48V42H191V39H190L192 35L189 38H187V36H185L186 38L184 36H183L184 38H182V36H181L182 34H181L180 36H181L182 39H174V40H172V37H170L171 39L169 38V35H168L169 33L165 32V31H164V34H159L160 32L155 31V30H158L159 27L161 28V26H158V23L161 24L162 19L163 20L165 19V21L167 22L170 19L169 18L170 16L166 17V18H162L161 21L158 22L156 20H158V18L160 17L159 12L157 11L158 13H156V10H155L154 7H153L154 11H151L152 10L151 7L149 8L150 1L147 0L146 3L144 2L145 5H146V9L147 10L149 9L146 12H144V10H142L145 7L144 8L136 7V6L130 5ZM163 2H165V1H163ZM196 2H198V1H196ZM196 2H194V3H196ZM206 2L208 3V0ZM251 2H253V1H251ZM148 3H149V5H148ZM165 3L167 4V2H165ZM185 3H187V4H184L182 6L180 4L181 8H183V7L186 8L189 5H193V3L190 2V0L185 1ZM217 3H218V1H217ZM160 4H162V5H160ZM160 4L157 5L158 6L157 7L158 10L165 8L163 6L164 4L162 3V1H161ZM171 4H173V3L171 2ZM171 4H169V5L171 6ZM169 5H167L166 8H169L170 7ZM218 5H221V3L218 4ZM259 5L261 7H263L264 6V0L257 1L255 3V5L250 4L249 6H247L248 10L246 12H241V10H239L237 12V14H234L235 17H236V20H237V18L239 19L240 17H243L244 19L251 18L253 20H256L255 19L256 16L260 17L259 14L261 13L260 12L258 14V11H259L258 8H260ZM14 6H16V5L14 4ZM154 6H156V5H154ZM195 6L197 7V5H195ZM64 7L66 8V6H64ZM174 7H176V4L173 6V9H175ZM45 8H46L45 5L40 4L37 9L40 11V10H43ZM16 9H18V8H16ZM176 9H177V7H176ZM191 9L192 8H190V10ZM260 9L262 10L263 8H260ZM13 10L12 11L10 10L11 11L10 13L12 15H13V12H14ZM184 10H186V9H184ZM85 11H87V10H85ZM108 12H109V10H108ZM108 12H107V14H108ZM163 12L166 13V10L163 11ZM175 12L177 13V11H175ZM192 12L193 11H191V13ZM14 13H16V12H14ZM161 13H162V11H161ZM170 13H171V11H170ZM181 13H182V15L181 14L180 15L182 16V18L185 19V22H184V20L183 21L181 20L180 16H179V19L182 21V23L184 22V24H186V21H187L186 19L190 18L187 15L188 12L187 11H181ZM171 14H173L172 16H174L175 13L173 12ZM196 15H197V13L194 16H196ZM162 16H164V14ZM194 16H193V18H194ZM89 17H90V15H89ZM176 17H177V14H175L174 18H176ZM233 18H232V20H233ZM200 19L198 21L202 22V19L201 20ZM227 19L228 18H226V17L223 19V20L226 21V23L223 21L224 23H222L220 25L221 27L219 28L220 29L219 32H217L215 30L213 31V33H212L213 36L211 35L212 36L211 41L213 42V45L212 44L209 45L212 42L208 43V45H207L208 47H205V49L203 48L204 51L202 50L203 51L202 54L205 53V55H206V53H210L209 55L212 54L214 56L217 53L216 51L220 47L224 48L226 50H229L228 52H231L230 50L234 51L235 53L237 52L238 47L237 48L233 47V45H231V43L226 41L225 38H224L225 39L224 40L223 37H222V36L225 37V35L229 34L230 32H232V31H234V30H236L238 28L237 26H234L232 28H228L227 27V22L230 21V19L228 21H227ZM177 20L173 21V22H175V24L177 22L180 23V21H177ZM190 20H191V18H190ZM12 21L13 20L11 19V15H10V18H7V17L6 18L5 17L4 18H0V29L9 28L8 26L11 24ZM121 21H123L124 23L122 22L123 24H121ZM191 21H193V19ZM261 21H262V19H261ZM110 22H109V24H110ZM191 23H193V22H191ZM206 23H207V21H205V19H204V24H206ZM66 24H68V23H66ZM165 24H164V27L166 25H170L169 22H168V24H166V25ZM178 24L175 27H174V25L172 27H174V29L176 30V27L178 26ZM188 24L189 23H187L185 26L183 25L184 26L183 28H185ZM69 25H70V21H69ZM70 26H69V28H70ZM156 26H158V27H156ZM180 26L181 25L179 24V26H178L179 28L177 27V29H179V31H180ZM193 26H194V28L196 27L195 25L192 24V27ZM137 27H139V28H137ZM169 27L170 26H168V29H169ZM192 27H191V29L194 30ZM71 28H73V27L71 26ZM106 28H107V26L104 29L107 30ZM187 28L189 29V26H187ZM263 28H264V26H263ZM263 28H261V29H263ZM72 30H74V28ZM145 30L149 31L151 33V35H152V38H151L152 39L151 40V43H152L151 49H149L150 45L145 40V35H146L144 33ZM164 30H166V28ZM184 31H186V30H183L182 32H184ZM262 31L263 30H261V32ZM175 32L178 33V30L175 31ZM189 32H191V30ZM189 32H187V33H189ZM246 33H249V32H246ZM258 33H257V35H258ZM68 34H69L68 31L67 32L64 31L62 36H64L65 40L70 39V38H68L70 36ZM172 34H174V33H172ZM2 35H3V33H2ZM177 35L179 36V34H176V35L174 34L173 36L175 37ZM196 35L200 36L199 33L198 34L194 33L193 37H195ZM240 35L244 36L245 32L244 31L240 32ZM246 37L247 36H245V38ZM1 38H2V36H1ZM7 38H9V37H7ZM248 38H246L247 40L246 39L245 40L248 41L249 40ZM196 39H198V36H197ZM105 41L107 42V44L105 43ZM116 41H114V43ZM195 41H197V40H195ZM196 44L198 45L197 42L195 44H193L194 48H195ZM4 45H6V44H4ZM4 45L3 46L0 45V52H3L5 50L4 49L5 48ZM54 46H55V44H54ZM54 46H52V47H54ZM155 46H159L160 48L166 47L169 50L170 49L174 50L175 48H177L179 51L177 49L176 50L178 52H180L178 55L181 54L183 57L181 56L180 58L179 57L176 58L174 56H177V55L175 54V52H173V55L175 54L173 56V58H174V60L176 59L174 61V60H172L171 53L167 52V51H169L168 49H167V51L166 50H162L159 53V51L155 50L157 48ZM198 46H200V45H198ZM144 48H146V49L144 50ZM253 48H254V46H253ZM246 49H248V48H246ZM172 50H171V52H172ZM239 50H240V48L238 49V51ZM190 52H187V53H190ZM261 54H263V53L261 52ZM67 55H66V58L68 60ZM246 55H247V57H249V58H246V60H245V61H247L248 64H249L248 59H250V60L254 59L253 61H254L255 65L259 63V52L257 51V49L255 51L252 50V48H250L249 51L246 50ZM187 57H189V56H187ZM237 60H239V54L238 55L237 54H232L230 56H224V57L222 56V57H220V61L221 62H225L224 64H227L230 67H232L235 64H237V62H236ZM190 61L186 62L187 67H191L190 65L192 63ZM194 61H196V60H194ZM14 62H13V64H14ZM82 62H80V63H82ZM159 63L162 64L163 66L167 63L163 67V69L167 68L166 69L167 74L166 75L162 74L164 80L166 78V77L164 78V76H167V79L165 81H161V79L160 80L158 79L159 76H158V71L157 70H152L153 68L158 66L157 64H159ZM188 63H191V64L189 65ZM251 63H253V62H251ZM244 65H245V63H244ZM187 67H186V69H187ZM158 68H159V66H158ZM161 68H162V66H161ZM195 68H196L195 65H194V68H193V64H192L191 70H195L194 71L195 74L197 72H199V75L197 74V76L199 78H201V80H202V81L200 80L201 83L204 82V84H205V82H206L207 84H209V82H210L211 86H212V84L217 85V84H219V81H221V80H223L225 78L224 76H222L220 74L219 69H209V70L206 69L207 72L202 74V72H204L202 70L203 67L202 68L200 67L201 70H199V71L197 69V72H196ZM245 68H246V66H245ZM251 68L252 67L250 66V69ZM95 70L98 72L97 74L95 73ZM101 70H103V68H101ZM231 70H233V69H231ZM247 70H249V69H247ZM256 70L257 69L253 67L251 71L254 72ZM188 71L189 70H186V72H188ZM172 72L176 73L175 74L176 75L175 79L172 78L173 75H174V74L173 75L171 74ZM191 72L190 73L188 72L189 74H187L189 77L191 76ZM257 72L259 73V71H257ZM159 73H160V71H159ZM184 73H185V71H184ZM181 75H180L181 76L180 79H182V81L184 83L185 80H187L188 78H187V76H183L185 74H181ZM201 75H202V77H201ZM225 75H227V74H225ZM184 77H186L187 79L184 78ZM29 80H30L29 83H31L33 81L31 79H29ZM5 81H3V83ZM12 81H11V84H12ZM70 81H67L69 83H66V84L71 86ZM179 82L182 83L180 80H179ZM251 82H246L245 83V88H243V90L246 89V87L248 86V87H251L252 89H254L253 91H254V93H256L255 91L258 90L257 87H259V86L257 85V87H255L256 85L254 86V84L252 86ZM6 83H7V81L5 82V84ZM26 83H28L27 80H26ZM26 83L23 82V85L26 84ZM33 83H34V81H33ZM190 83H193V82L190 81ZM11 84H9L10 87H11ZM21 84H22V82H21ZM74 84H72V85H74ZM199 84H200V82H199ZM13 85H14V81H13ZM26 85H28V84H26ZM26 85H24V86H26ZM32 85H34V84H32V83L29 84V86H32ZM187 85H189V84H187ZM6 86H8V85H6ZM48 86L50 87L51 85H48ZM48 86H46L45 89ZM180 86L181 85H179V87ZM201 86H202V84H201ZM148 87H150V88H148ZM8 88L9 87H7V89ZM43 88L44 87H42V90H44ZM51 88H52V86H51ZM49 89H48V92L50 91V93L52 94L54 89H53V91H52V89L51 90H49ZM101 89H100V92H101ZM132 90H134V92L138 90L139 92H141V94H146L147 93V95L144 96V98H142V97L137 98L138 96L135 97L137 94L134 96L133 95L134 92L132 94ZM147 90L150 92L152 97L151 96L147 97L149 95ZM4 91H3V93H4V95H6L7 92L10 91V90H8V91L6 90V94H5ZM45 91L46 90H44V92ZM10 92H9L10 94H13L12 91H10ZM257 94H258V92H257ZM4 95H2V99L0 100V107L1 108H3L4 106H7L6 102H4L5 98L3 100ZM24 95L26 97H28L27 94H24ZM248 95H249V93H248ZM50 96H52V95H50ZM62 96H65V95H62ZM62 96H61L60 99H63ZM263 96H264V94H263ZM53 97L54 96H52V98ZM220 97H221V94H220ZM52 98H50V101L52 100ZM97 98H99V99L97 100ZM219 98L216 97L215 100H217V102H218L220 99H223L224 97L220 98V99ZM23 99H25V98H23ZM65 99H66V96H65ZM215 100L213 98L212 102H214ZM48 101H49V97L47 98V102ZM52 101L56 102L55 100H52ZM98 101L103 102V103L101 104ZM170 102H174L175 105L171 106ZM220 102H222V101H220ZM88 103L91 105V107L96 109L95 110V109L90 107V109H92L94 111L93 114L84 113V110L87 108L86 105ZM261 103H262V100H261ZM49 105H50V103H49ZM84 105L86 106V108H85ZM51 106H52V104H51ZM8 108H9V106H8ZM70 109H67V110L69 111ZM88 109H87V111H88ZM3 111H4L3 113H6L5 111H8V110H3ZM29 111L26 113V116H23L20 111H19V113L16 112L14 114L15 115L14 116L15 119L19 122V124H21L20 126H22L24 128H26V127L27 128H31L32 125L33 126L35 125V122L37 124H41L44 121L45 117L43 115L42 116L44 118L43 117L42 118L41 117L38 118L39 116H41L39 112H37L36 110H34V112H36V113H34L33 111L32 112L31 111L29 112ZM195 111H197V110H195ZM37 113H39L38 117H37ZM90 113H91V111H90ZM196 113H199V112L197 111ZM59 116L61 118V115H59ZM63 117L66 118L65 116H63ZM58 121H59V118H58ZM71 121H73V120H71ZM78 121H79V123H78ZM69 122H68V125H71V122L70 123ZM189 122H193V126L192 127L190 126L191 123H189ZM187 123H189V126L191 128L187 127L188 126ZM103 125L105 127L106 126L108 127V128L105 129V131L103 130L104 129ZM46 126H47V124H46ZM36 127H38V126L36 125ZM36 127L32 128V129L35 131ZM69 127H72V126H69ZM223 127H224V124H223ZM243 127H245V126H243ZM46 128H45V130H46ZM3 129L4 128H2V130ZM40 129L41 128L39 127V131L41 132ZM2 130L0 129V134H2L1 133ZM20 130H21V128H20ZM45 130L42 131L43 134H45V132L49 131V130H47V131H45ZM219 130H218V133H217V130H216L217 134L221 133V132H219ZM5 131L6 130H4V133H5ZM17 131L19 132V130H17ZM34 131H32V133H34L33 136L31 134L29 135L28 130L25 131L24 133H23V131H20V133L16 132V135H17L16 137L19 138V140H17V141L21 140L22 141L21 142L22 145L24 144V147H26V149H27L29 144L27 142L28 145L26 144L27 146H25V143H23V140L24 141L31 140V138H33L35 136V134H36V132H34ZM76 131L78 132V129ZM106 131L109 132V133H107ZM222 131H225V129H223ZM27 132H28V134H26ZM42 132L39 134L38 131H37L38 134H36V136L37 135H39V136L41 135L40 139L41 138L42 139L46 138L45 136H43ZM53 132H49L48 136L51 133H53ZM77 132L74 131V134H76ZM103 132H105V136L106 137L105 136L103 137ZM208 132H211V134L209 133L211 136L212 135L215 136V137L217 136V138H218L217 134H215V135L213 134L214 131L212 132V131L208 130ZM199 133H198V135H199ZM243 135H246V134L243 133ZM81 136H79L78 138L80 139ZM200 136L199 137L202 140H204L203 138L205 136L203 137V135H201V133H200ZM211 136L209 137V139L210 138L212 139ZM3 137H4V134H3ZM13 137H14V134H13ZM50 137H51V135H50ZM92 137H91V140H92ZM242 137L244 138V136H242ZM9 139H11V138H9ZM35 139L37 140V137ZM35 139H32V140H34V142H37ZM247 139H248V137H247ZM38 140H39V138H38ZM81 140H83V139H81ZM173 140L176 141V144H178V142H179V144L182 145L181 148H183V149H180V150L177 149V146H176L175 143H174L175 147H173L172 146L173 145V143H172ZM190 140H189V142H191ZM205 140H207V139L205 138ZM10 142H12V143L14 142V144H16L15 140H12ZM30 142H32V141H29V143ZM34 142H33V144H34ZM17 144H18V142H17ZM30 144L32 145V143H30ZM22 145H20L21 147H19V149L23 148ZM34 145H37V144H34ZM79 145L83 146L82 144H79ZM87 145H88V142H87ZM112 145H114L113 147H115L113 151H115V150L118 151V153L115 156L116 158H113V160H111L112 157H110V158L107 157V154H106L107 152H104V150H103V152L99 151V149L102 150L100 147H102L103 149L106 148L105 150L107 151V148L109 150ZM187 145L190 146V148H188ZM13 146H15V145H13ZM13 146L11 145V149L12 148H16V150H17V147H13ZM113 147H112V149H113ZM28 148H30V147H28ZM31 148H32V146H31ZM78 148H80V147H78ZM33 149L34 150L37 149V152H38V150H40V148H38V147L35 148L34 147L30 151L33 152L34 151ZM87 149L90 150V151H87ZM252 150L248 149L247 151H249V153H251ZM30 151L28 149V152L30 153L28 155L29 160L34 154L33 153L32 156H31V152ZM14 152H13V150L11 152V158H13V160L10 158V164H11V161L14 162V160H15L14 156L12 155V154H14ZM16 152H19V151H16ZM120 152L122 154H120ZM35 153H36V151H35ZM108 153H109V151H108ZM110 153L112 154V152H110ZM115 153H116V151H115ZM20 154L22 156V152H20ZM114 154H113V157H114ZM118 154H119V156H118ZM232 154H235L237 156L235 162L231 161V159H230ZM36 155L37 154H34V156H33L34 159L33 160L36 159L35 157H37V159L39 157L38 160H40V156H39L40 152L38 153V156H36ZM24 156H22V158ZM42 156H43V154H42ZM4 157L5 156L1 152V154H0V172L1 171L4 172L3 169H5V166H6L5 165L6 161H4V160H7V158L5 157V159H4ZM22 158L20 157V160H19V155L17 157V159L19 161H21ZM24 158L25 159H23V160L26 161V157H24ZM37 159H36V161H38ZM27 161H28V159H27ZM131 161H133V162H131ZM195 161H197V162L199 161V162L195 163ZM22 162H21L20 165H22V168H23V166H24L23 164H25V163H22ZM129 163H133V164H135L137 166L143 167L144 170H142V168L139 169V171L140 170L143 171V175H137V173H135L136 171L133 172V169L135 168V166L133 164H132V167L134 166L133 169L129 170L128 169L130 167ZM252 163H253V168H252ZM28 164H30V163L28 162ZM25 165L27 167V163ZM32 165L33 164L31 163L30 166H32ZM30 166L27 167V168L28 169L31 168ZM35 166L36 165H34L32 167V169ZM126 166L128 168H126L127 171L125 172V167ZM241 166L242 167L246 166V170H245L246 173H244V171L242 172V176L243 177H241V175H240V171H241L240 167ZM12 167H13V165H12ZM12 167L5 170L6 172H8L9 175L11 173H13V171H15L14 170L15 168L12 169ZM123 167H124V169H123ZM35 168H38V167L36 166ZM35 168H34V170H35ZM145 168H147L148 170H145ZM225 168H226V170H225ZM260 168L263 170L261 172L262 174L260 173ZM32 169H30V171L35 173V171L32 170ZM258 169H259V171H258ZM123 170H124V173H122ZM221 170H225V172L220 173ZM218 172L220 174H218ZM2 174H4V173H2ZM8 174H7V176H8ZM31 175H34V174H31ZM35 176H37V175H35ZM114 176H116V177H114ZM113 178H112V180H113ZM259 178H260V180H259ZM92 179H90V180H92ZM3 180H5V178L2 179V183H0V187H4L6 189L5 190L6 193H7V190H10L11 194H12L13 191H16V190L18 192V189H21V191H19V193L26 192L27 188L30 189L29 191H30V193H32V191H31L32 189L36 188V191H37V187H40V185H39L40 180L39 179H38L39 181L35 180V178H34V180L28 181L29 183H25L24 181H20V178H19L17 181L14 180L15 182H14L13 186L10 185L12 183L11 182L12 180L10 181L9 185L6 184V183H8L6 180H5V182H3ZM21 180H23V179H21ZM98 180H100V179H98ZM114 183L116 184V182H114ZM122 183H124V182H122ZM76 184H77V186H76L77 188H78V186H79V188L80 187L83 188V186H80L79 183H76ZM76 184H73V185H76ZM93 184H95V182ZM262 184H263V181H262ZM123 185L124 184H122L121 186H123ZM92 186H95V185H91V187ZM101 186H100V188L103 187V186L102 187ZM112 186H113V184H112ZM118 186H120V185H118ZM224 186H223V188H224ZM6 187H11L12 189H9V188H6ZM105 187H106V185H105ZM115 187L116 186H113V188H114L113 190H116V189L118 190V188L116 187V189H115ZM25 188H26V190H25ZM96 188L97 187H95L94 191H96ZM229 188H232V186L229 187ZM229 188H228L227 192L228 193L231 192L230 194L235 196L232 193L233 191H229ZM23 189L25 191H23ZM80 189H78V192H79ZM84 189H87V187L83 188L82 190H84ZM103 189L105 190V188H103ZM106 189H107V187H106ZM233 189H234V187L231 190H233ZM39 190H40L39 194H41L40 193L41 189H39ZM107 190H106V192L108 194V197H109V195L111 197H113L112 196L113 190H112V192L110 190L109 191H107ZM117 190L115 192H117ZM33 191H35V190H33ZM73 191L76 192L77 190L75 189ZM234 191H236V189H234ZM0 192H2V191H0ZM34 193H32V195ZM85 193H87V195H88L89 191H86ZM137 193L141 194L140 195L141 198L138 197ZM183 193H185V194H183ZM234 193H236V192H234ZM241 193H243V192L239 191V194H241ZM245 193H243V194L247 195L248 197H250L249 195H252V194H250L252 192H249V193H246V194ZM8 194L9 193H7V195ZM52 194H53V196L54 195H59L60 196V194H58V193L55 194L53 192ZM52 194H51V196H52ZM135 194L137 196H135ZM230 194L227 195V196H230ZM236 194L239 195L238 191H237ZM7 195L6 196L2 195V196L4 197V199H5V197H7V199H8ZM10 195H9V197H10ZM24 195H25V193H23V198H24ZM84 195H86V194H84ZM100 195H102V194H100ZM244 195H241L242 196L241 200L244 199ZM51 196H49V197H51ZM224 196L222 195V197H224ZM261 196L263 198V194ZM16 197H18V196L16 195ZM16 197H14V198H16ZM40 197H39V200H40ZM49 197H47L48 200L50 199ZM95 197H93V199H95ZM105 197H107V196L105 195ZM111 197H109V199H111ZM45 198H44V200H45ZM245 198H247V197H245ZM21 199L22 198H20V200ZM144 199H146V201ZM247 199H249V198H247ZM44 200L42 199L40 201L44 202ZM141 200H143L142 201V203L144 202L143 204L141 203ZM226 200H228V199L226 198ZM261 200H263V199H261ZM205 201H208L209 203H206ZM33 202H35V201H33ZM23 203H21V204L18 203L19 205H15L14 208L12 207L13 210L11 211V213L14 215L13 217L15 219V220L11 219L13 222H15L17 219H22L23 220L26 217L28 218V216L30 218L33 217V219H34L35 215L32 216V217L30 216V215L34 214L33 213V209H32V213L31 214L29 212L31 208L29 209V211H26L29 207H31V206H29V203L27 204L29 206L27 209L25 207L27 205L25 204V206H23L24 205ZM187 203H188V205H187ZM255 203L256 204H254V208L256 209L259 205H258V202L255 201ZM47 204H48V201H46V207L45 208H47ZM56 204H58V203H56ZM95 204H96V206L100 205V204H97L96 202H95ZM146 205H148V207L150 206L151 209L148 210V207H146ZM241 205H242V203H241ZM50 206H52V205H50ZM222 206H223V204H222ZM242 206H243V208H247V205H245V204H243ZM252 206L253 205H251V208H252ZM82 207H80V208H82ZM85 207H87V206H85ZM93 207H95V206L93 205ZM249 207H248V209H249ZM34 208H35V206H34ZM68 208L67 209L65 208V210H66L65 211V217H66V215L68 217V212H69ZM89 208H88V210H89ZM95 208H98V206L95 207ZM254 208H252V210ZM259 208H260V206H259ZM53 209H52V211H53ZM241 209H242V207H241ZM49 210L50 209H48V212L50 213L51 211H49ZM55 210H57V209H55ZM57 211L60 212V210H57ZM86 211H87V209L85 208L82 211V213H85ZM161 211L166 212V216L164 217V219H162V223H156L155 227L153 228V232H151L150 225H151V222L153 220V215L155 214L154 212H161ZM245 211H247V210H245ZM261 211H262V209H261ZM34 212H35V210H34ZM200 212H204V213H207V214L209 213L211 216H213V219H212L211 223L208 224L205 227H202V228H198L197 226L191 224L192 220H195L197 217H199L201 215ZM35 213L37 214V212H35ZM41 213H42V209H41ZM79 213L81 214V212H79ZM61 214H63V217H61V218L64 219L65 218L64 217V212L61 213ZM70 214H72V213H70ZM217 214H218V216H217ZM9 215H10V213L8 214V216ZM46 215H48V213L43 215V217H45ZM77 215H78V213H77ZM79 215H78V218H79ZM86 215H90L88 213V211H87ZM73 217H76V216L73 215ZM30 218H29V220H30ZM35 218H36V216H35ZM40 219H41V221H44L43 218H40ZM63 219H62V221H63ZM243 219L244 218H242L241 220H243ZM257 219L255 220L256 222L253 221L254 223H256L255 224L256 228L254 227L253 229L256 230V236L258 237L256 239L257 240L259 239L260 240L259 242L262 241L261 244L263 246V242H264V217L261 218V219H258V220ZM26 220H28V219H26ZM26 220L20 221L22 226H23V224H25L23 222H25ZM80 220H79V222H80ZM34 221H35V219H34ZM38 221H40V220L38 219ZM244 221H242V222L244 223ZM30 222H31V220L29 221V223ZM239 223H240V221H239ZM239 223H238L237 227H239ZM32 224L35 225L34 227H36L35 223L32 222ZM39 224H41V222ZM50 224H51V222H50ZM54 224H55V226H54ZM230 224H232V223H230ZM235 224L233 225L234 227H235ZM21 225H20V227L22 228ZM26 225L27 224H25L24 225L25 227L22 228V229H20V228L17 229L16 228L17 226L19 227V225H16V227L14 228L15 234L18 232L17 233L18 238H19V234H22V235H26L27 236V237L23 236L24 238H27V239L30 238L31 239L29 241L30 244L27 245V249H26L27 253H25V254H24V252H26V250L25 251L23 250V253L20 254V255L16 254L15 253L16 251L15 252H10L9 251V248L12 247L14 245V242H15L14 238H13L14 242L9 241V238L11 237V235H10L11 234L10 233L11 230L8 229V231H6V230L3 229L0 232V237L5 240V243L8 246V247H5V246H1L0 247V263H1V261H4L5 264H16V263H19V262L22 263V264L24 262L28 263V264H36V261L34 259V255H32V254L29 255L28 252L30 251V253H31V252L37 251L38 247L41 245L42 241H44V239H45V241L48 240V237L41 238V239H35V236L37 234V232H34L35 228L33 229L32 228L33 226L32 227H30V226L26 227ZM58 225H59V227H57ZM44 226H46L45 223H44ZM42 227H43V225H42ZM240 227H241V225H240ZM244 227L246 228V225ZM244 227H242V228H244ZM247 227L249 228V226H247ZM251 227H253V225H251ZM235 229L236 228H234V231H235ZM253 229H252L251 232L254 231ZM45 230H46V227H45L44 231ZM229 230H231V229L229 228L228 231ZM232 230H233V228H232ZM244 230H249V229L246 228ZM37 231H38V229H37ZM226 231H227V229H226ZM57 232L55 234L58 237ZM236 232H237V230H236ZM246 232H248V231H246ZM12 233H13V231H12ZM224 234H225V232H224ZM43 235H45V233H43ZM121 235L125 236L126 238L131 239V240L129 242L125 241L124 244L120 243L119 240H120ZM217 235L219 236V234H217ZM232 235H234V232H233ZM218 236L216 237V239L218 238ZM49 239H51V238H49ZM4 240H2V241H4ZM10 240H11V238H10ZM26 240H24V241L26 242ZM210 240H211V238H210ZM214 240H215V237H214ZM16 241H18L17 238H16ZM195 241L197 243V240L193 239V242H194L193 244L194 245H195ZM241 241H239V245H240ZM212 242L216 243L217 241L215 240V242H214L212 240ZM17 243H16V245H17ZM218 243H219V240H218ZM218 243H216V244H218ZM25 244H27V243H25ZM220 244L221 243H219L218 245L220 246ZM18 245H20V244H18ZM246 245L248 246V244H246ZM102 247L104 249H108L109 250V254H108V252H106L107 254L101 252ZM252 247L254 249V246H252ZM252 247H250L251 248L250 250H252ZM140 248H144V250L143 251H139ZM220 248H222V247H220ZM238 248H239V246H238ZM256 248H257V246H256ZM260 249H261V245H260ZM257 250L256 251L258 253L259 252V248ZM229 251H230V249H229ZM252 251H249V252L252 253ZM244 252H245V250H244ZM244 252H242V253H244ZM260 252H261V250H260ZM37 253H39V252H36V255H35L36 258L39 256V255L37 256ZM232 253H233V251H232ZM246 253H247V251H246ZM257 253H254V254H257ZM185 254L187 255L186 259H188L191 264H219V263H215L211 258H208L209 259L208 260L201 253L200 254L202 256L199 255V254L193 255L190 252H186ZM56 255L58 257L59 254H56ZM261 255L263 256V252H262ZM83 256H85V258H87V259L83 260L82 259ZM61 257H62V255H61ZM183 257H185V256H183ZM18 260H19V262H17ZM43 260H41V261L43 262ZM55 264H56V262H55Z\"/></svg>",
    "mask_w": 264,
    "mask_h": 264
}]
</instances>
